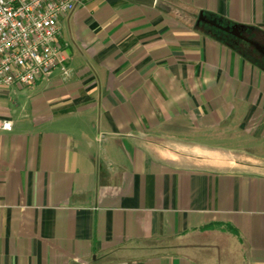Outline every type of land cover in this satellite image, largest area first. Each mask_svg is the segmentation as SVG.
Segmentation results:
<instances>
[{
  "label": "crops",
  "instance_id": "crops-1",
  "mask_svg": "<svg viewBox=\"0 0 264 264\" xmlns=\"http://www.w3.org/2000/svg\"><path fill=\"white\" fill-rule=\"evenodd\" d=\"M201 15L264 46V0H77L70 78L0 84V264H264V59Z\"/></svg>",
  "mask_w": 264,
  "mask_h": 264
},
{
  "label": "built area",
  "instance_id": "built-area-1",
  "mask_svg": "<svg viewBox=\"0 0 264 264\" xmlns=\"http://www.w3.org/2000/svg\"><path fill=\"white\" fill-rule=\"evenodd\" d=\"M77 0H0V84L29 88L59 71L71 76L60 44L61 20ZM1 129L12 130L11 122Z\"/></svg>",
  "mask_w": 264,
  "mask_h": 264
},
{
  "label": "water",
  "instance_id": "water-1",
  "mask_svg": "<svg viewBox=\"0 0 264 264\" xmlns=\"http://www.w3.org/2000/svg\"><path fill=\"white\" fill-rule=\"evenodd\" d=\"M86 1H90V0H86ZM125 1L134 2V3L153 7L157 3L158 0H125ZM200 20H203L204 22H207L208 24L215 26V27L227 32V33H231L236 38L241 39L244 42H247L250 45L254 46L256 48V50H258L260 53H262L264 55V48L261 47L260 45L256 44V43L251 42V41L247 40L246 38H244L242 36L241 29L238 26L223 27V26L218 25L217 22H215V21H210V20L205 19L203 17V15H201Z\"/></svg>",
  "mask_w": 264,
  "mask_h": 264
},
{
  "label": "trees",
  "instance_id": "trees-1",
  "mask_svg": "<svg viewBox=\"0 0 264 264\" xmlns=\"http://www.w3.org/2000/svg\"><path fill=\"white\" fill-rule=\"evenodd\" d=\"M212 20H216V22L223 26L226 27L228 26V23H224L220 19H217L216 17H211ZM215 35L218 36L219 39H222L225 43H227L229 46L234 47L235 49L241 51L242 53L246 54L249 51L255 52L254 48H252L250 45L246 44L243 40L238 39L226 32L223 31H217L215 30ZM243 36V35H242ZM257 53V52H255Z\"/></svg>",
  "mask_w": 264,
  "mask_h": 264
},
{
  "label": "flooded vegetation",
  "instance_id": "flooded-vegetation-1",
  "mask_svg": "<svg viewBox=\"0 0 264 264\" xmlns=\"http://www.w3.org/2000/svg\"><path fill=\"white\" fill-rule=\"evenodd\" d=\"M210 21H215V20H210ZM216 22V21H215ZM229 27V26H228ZM227 33V32H226ZM228 34H230V35H232L231 33H228ZM242 35H243V33H242ZM233 36V35H232ZM235 37V36H234ZM244 38H246L247 40H249V41H251V42H253V40L251 39V37H248V36H243ZM246 44H248V45H250L249 43H247V42H245ZM252 48H254V51L255 52H259L258 50H256V48L254 47V46H252V45H250ZM261 47H263L264 48V46H261ZM259 54H260V56L264 59V55L262 54V53H260L259 52Z\"/></svg>",
  "mask_w": 264,
  "mask_h": 264
}]
</instances>
